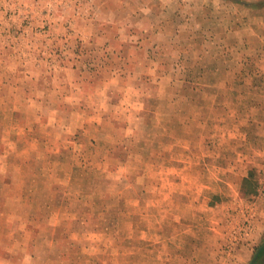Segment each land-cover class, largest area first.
<instances>
[{"label":"rangeland","instance_id":"obj_1","mask_svg":"<svg viewBox=\"0 0 264 264\" xmlns=\"http://www.w3.org/2000/svg\"><path fill=\"white\" fill-rule=\"evenodd\" d=\"M263 245L264 0H0V264Z\"/></svg>","mask_w":264,"mask_h":264},{"label":"trees","instance_id":"obj_2","mask_svg":"<svg viewBox=\"0 0 264 264\" xmlns=\"http://www.w3.org/2000/svg\"><path fill=\"white\" fill-rule=\"evenodd\" d=\"M264 245L258 249L256 257L252 264H264Z\"/></svg>","mask_w":264,"mask_h":264}]
</instances>
